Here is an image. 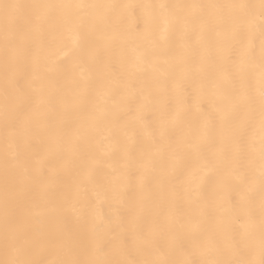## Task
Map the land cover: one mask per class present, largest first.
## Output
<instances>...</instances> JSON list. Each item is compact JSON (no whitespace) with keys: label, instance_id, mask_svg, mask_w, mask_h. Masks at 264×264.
<instances>
[{"label":"bare ground","instance_id":"6f19581e","mask_svg":"<svg viewBox=\"0 0 264 264\" xmlns=\"http://www.w3.org/2000/svg\"><path fill=\"white\" fill-rule=\"evenodd\" d=\"M15 2L208 5L259 0ZM106 11L86 9L82 15L99 21ZM123 15L121 25L90 32L87 41L76 40L71 24L63 29L45 26L29 42L24 57L7 65L0 20V235L6 177L27 167L38 181L27 182L20 199L30 213L22 226L47 249L38 259L69 258L49 242L52 237L73 249L71 258H92L80 241L81 216L72 210L76 208L103 220L109 260L158 259L159 248L173 238L178 245L167 258L177 264L259 260V117L248 120L244 108L236 112L234 119L243 125L238 156L237 143L221 132L219 119H213L205 135L202 115L224 109L212 82L221 81L227 89L225 76L242 63L238 41L247 39L246 34L225 49L226 27L192 23L199 15V10H192L186 30L174 27L168 41H157L153 47L152 35L135 39V17ZM163 26L158 24L154 32ZM260 44L257 27L256 68L245 66L243 72L257 98ZM95 47H100L99 55L92 51ZM180 92L185 103L180 122L173 125L170 117ZM28 113L22 122L20 117ZM190 144L199 147L191 149ZM205 159L216 161L211 172ZM41 183L48 184L46 191H41ZM165 218L168 222L152 235L153 246L145 247L150 225ZM193 224L199 225L198 231L191 230ZM209 244L216 250L207 253Z\"/></svg>","mask_w":264,"mask_h":264},{"label":"snow or ice","instance_id":"6c2138e0","mask_svg":"<svg viewBox=\"0 0 264 264\" xmlns=\"http://www.w3.org/2000/svg\"><path fill=\"white\" fill-rule=\"evenodd\" d=\"M86 9H106L107 11L100 17L99 21L95 17L82 15ZM139 10V15H137ZM192 10H199V15L192 18V23L202 27H226L225 49L230 48L233 41L246 34L247 39H239L242 63L237 65L235 73H227L225 81L228 85L224 88L221 81H213V87L217 90L221 102L225 105L223 110L215 109L212 112L202 113L204 118L205 135L213 119H219L221 132L225 137L237 143V155L240 148L238 137L242 132L243 125L234 119L236 112L240 108L245 109V115L248 120L259 117L261 140H260V172L258 182L261 189V219H260V258L259 260H239V261H221L207 260L203 264H264V0H259L258 4L246 2L234 4H118L111 3L107 5L99 4H53V3H33L22 4L15 0H0V20L4 28V56L6 65L9 62H17L22 59L27 52L29 42L39 36L45 26L56 25L63 29L67 25H73L76 29V40L88 39V33L100 32L112 26H119L124 21V12L135 17L134 33L135 39L143 41L152 35L151 43L155 47L157 41H168L171 29L178 28L186 30L189 23V14ZM225 10H227L225 12ZM163 24V28L158 34L154 32L158 24ZM259 28L261 34L260 44V62H259V80L260 88L258 98L252 86L244 79L243 72L245 66L249 70H254L256 64L253 60V37L256 28ZM84 29V31H81ZM100 39L101 37H97ZM113 37H109L111 40ZM127 42L129 38H122ZM92 51L99 55L100 47H95ZM246 62V64L244 63ZM177 87H180L177 84ZM185 97L180 92L176 97L175 108L171 113V123L176 125L180 122ZM6 97V119L7 112ZM29 114L20 117L22 122L27 121ZM75 147V145H73ZM198 145L190 144L189 148L198 149ZM215 159H205V166L211 172L215 167ZM38 181V177L29 175V169L24 167L22 171L11 178L5 180L3 192V231L0 235V251L2 258L0 264H177L176 261L168 259L169 252L178 245V239L173 238L166 247L159 248L158 259L136 260H109L105 257L106 241L104 232L106 225L103 220L81 213V210L73 208L72 210L81 216V236L80 241L92 258L76 259L71 258L73 251L63 240L55 237L49 238V242L56 244L61 250H64L69 258L61 260L43 261L37 256L43 254L47 249L38 245L29 231L22 226V219L28 216L29 210L26 205H21L20 199L24 195L27 182ZM41 191H46L47 183H41ZM242 199L245 194L241 193ZM143 207V205H142ZM238 217H234L237 219ZM167 218L159 223L153 222L144 239L145 247H152V235L157 228L166 224ZM199 225L193 224L191 230L198 231ZM250 235L251 233H247ZM136 238L134 237V245ZM121 248L124 244L121 243ZM138 250V249H137ZM216 249L210 244L205 248L207 253ZM183 264H190L184 261Z\"/></svg>","mask_w":264,"mask_h":264}]
</instances>
